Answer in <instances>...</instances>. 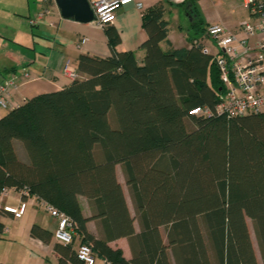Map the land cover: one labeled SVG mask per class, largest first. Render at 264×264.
I'll return each instance as SVG.
<instances>
[{"label": "trees", "instance_id": "1", "mask_svg": "<svg viewBox=\"0 0 264 264\" xmlns=\"http://www.w3.org/2000/svg\"><path fill=\"white\" fill-rule=\"evenodd\" d=\"M184 3L192 16L189 47L171 46L160 2L142 14L141 62L131 50H115L120 37L109 27L110 55L77 58L85 77L27 98L0 118V190L26 189L66 214L78 232L68 244L53 243L58 264H83L76 242L110 264H259L247 219L264 264V111L188 115L191 108L215 106L223 89L213 56L193 43L207 26L195 0ZM14 140L27 162L17 156ZM80 196L89 203L87 216ZM91 220L100 225L98 237L87 228ZM3 228L0 223V233ZM29 234L53 241L38 224ZM122 237L130 259L108 245Z\"/></svg>", "mask_w": 264, "mask_h": 264}, {"label": "crops", "instance_id": "2", "mask_svg": "<svg viewBox=\"0 0 264 264\" xmlns=\"http://www.w3.org/2000/svg\"><path fill=\"white\" fill-rule=\"evenodd\" d=\"M185 1L136 0L142 4L141 8L130 3L117 11L112 24L99 28L92 21L81 23L62 18L56 4L46 3L43 0H0V82L11 76L18 80L17 89L10 94L8 108L0 107V118L27 98L59 90L69 84L71 79L63 73V67L67 64L77 69V58L80 54L98 57L110 55L112 51L106 35L109 27H113L120 37L115 50H131L135 53L137 61L141 62L144 51L139 46L147 38L142 28V14L160 2L165 6L164 18L169 22L167 38L171 46L189 47L192 16L184 5ZM195 5L206 26L220 23L233 31L240 24L251 19L242 0H195ZM41 12H45L42 18L31 24L30 20H36L37 14ZM198 36L197 38L215 52L213 42L206 38L204 33ZM82 38H86V41L78 48L77 45ZM160 45L163 49L168 48L164 42ZM82 77L85 75L79 72V78ZM13 145L19 159L27 162L28 155L21 142L14 140ZM116 177L123 187L128 208L135 215V208L120 164L116 165ZM20 201V194L17 191H10L0 199V206H16ZM79 201L84 215H89L90 206L87 199L80 196ZM0 223L4 226L0 233V262L48 264L52 259L58 264V255L53 251L55 240L45 244L29 234L32 224H38L51 233L56 228V221L43 208L29 203L22 217L18 219L10 214L0 213ZM134 227L136 231L140 230L138 219H135ZM87 228L95 236H100L101 228L98 221H88ZM76 244L78 247L79 242H76L75 246ZM108 245L112 248H120L126 259L131 258L132 253L127 238H119L109 242ZM36 258L40 260H35ZM95 264H104V260L96 256Z\"/></svg>", "mask_w": 264, "mask_h": 264}, {"label": "built area", "instance_id": "3", "mask_svg": "<svg viewBox=\"0 0 264 264\" xmlns=\"http://www.w3.org/2000/svg\"><path fill=\"white\" fill-rule=\"evenodd\" d=\"M43 1L56 4L55 0ZM89 3L94 13L92 22L99 28L112 24L117 11L130 3H134L138 8L142 7V4L136 0H90ZM242 4L251 19L240 24L237 29L232 31L220 23L207 25L204 36L213 42L215 52H212L201 39L193 40L195 44H202L204 53L213 56L223 91L215 106L203 105L191 108L188 110L189 116L225 115L233 117L264 111V0H242ZM44 13H38L36 20H30V23L35 24ZM85 41L86 38L80 39L78 48ZM62 71L71 80L79 77L77 69L67 64ZM17 87L16 77H7L0 82L1 108H8L10 94ZM10 191L17 190L3 187L0 190V199ZM17 192L20 196L24 195V198H21L16 206H0L2 212L18 219L22 217L29 203L37 204L56 221V228L52 232L55 241L68 244L78 237V232L72 227L70 218L66 214L30 195L26 189ZM76 257L83 264H95L96 262L92 247L86 243L78 245ZM104 264L110 263L104 261Z\"/></svg>", "mask_w": 264, "mask_h": 264}, {"label": "water", "instance_id": "4", "mask_svg": "<svg viewBox=\"0 0 264 264\" xmlns=\"http://www.w3.org/2000/svg\"><path fill=\"white\" fill-rule=\"evenodd\" d=\"M62 18L81 23L94 20V13L89 0H55Z\"/></svg>", "mask_w": 264, "mask_h": 264}, {"label": "rangeland", "instance_id": "5", "mask_svg": "<svg viewBox=\"0 0 264 264\" xmlns=\"http://www.w3.org/2000/svg\"><path fill=\"white\" fill-rule=\"evenodd\" d=\"M109 122L112 125V127L117 126V120H116V116H115V113H114L113 109H111L110 112H109ZM247 223H248V227H249V231H250V236H251V239H252L253 247H254V250H255V253H256L257 261H258L259 264H262V259H261V256H260V253H259V250H258V246H257L256 238H255V235H254L252 222L249 219H247ZM75 248H77V244H76ZM35 260H40V259L36 258ZM49 261H50L49 263L47 262L48 264H56V262L53 261L52 259L49 260Z\"/></svg>", "mask_w": 264, "mask_h": 264}]
</instances>
